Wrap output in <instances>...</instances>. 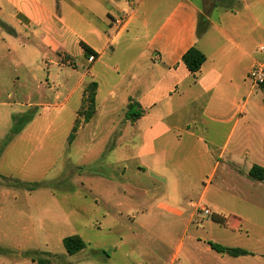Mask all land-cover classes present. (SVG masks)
Wrapping results in <instances>:
<instances>
[{
	"label": "crops",
	"instance_id": "crops-1",
	"mask_svg": "<svg viewBox=\"0 0 264 264\" xmlns=\"http://www.w3.org/2000/svg\"><path fill=\"white\" fill-rule=\"evenodd\" d=\"M223 1L201 24L204 0H0V65L13 70L8 79L1 73L0 88L36 83L30 73L38 44L49 64L53 56L61 66L74 54L88 57L91 79L82 83L81 103L96 82V106L119 101L126 108L132 100L143 111L135 121L122 117L106 153L145 174L146 193L165 185L174 203L194 192L206 202L191 203L190 223L206 207L211 225L220 228L206 231L202 220V231L188 226L176 264H264V208L255 201L264 199V180L249 176L253 166L264 170V92L248 77L253 65L264 63V0ZM193 47L206 57L195 74L182 61ZM55 80L48 72L47 85ZM15 117L7 111V129ZM158 207L183 215L163 202ZM211 243L249 255L220 253Z\"/></svg>",
	"mask_w": 264,
	"mask_h": 264
},
{
	"label": "rangeland",
	"instance_id": "rangeland-1",
	"mask_svg": "<svg viewBox=\"0 0 264 264\" xmlns=\"http://www.w3.org/2000/svg\"><path fill=\"white\" fill-rule=\"evenodd\" d=\"M204 1L201 24L211 7L225 3ZM38 46L41 53L32 59L30 73L36 83L0 88V132L6 133L0 137V176L6 178L0 179V264H39L40 260L45 264H176L179 240L186 245L192 230L202 231L199 221L206 231L220 228L200 211L190 223L191 203L206 202L194 192L174 203L165 185L146 193L145 186L151 185L148 177L126 158L106 153L115 144L127 106L119 101L113 106L99 103L95 117L84 123L78 111L82 83L91 79L88 57L74 54V60L67 58L69 64L61 66L53 56L54 63L49 64L47 49ZM12 72L0 65L5 79ZM48 72L56 79L54 85H47ZM71 90L74 95L67 100ZM8 110L31 117L16 140L21 131L9 139L14 124L7 129ZM77 119L78 137L70 144ZM112 130L115 137L107 140ZM15 182L42 187L30 191L15 187ZM255 201L264 208L262 196ZM161 202L183 215L159 208ZM188 226L190 232H184ZM72 235H79L86 247L69 255L63 238Z\"/></svg>",
	"mask_w": 264,
	"mask_h": 264
},
{
	"label": "trees",
	"instance_id": "trees-1",
	"mask_svg": "<svg viewBox=\"0 0 264 264\" xmlns=\"http://www.w3.org/2000/svg\"><path fill=\"white\" fill-rule=\"evenodd\" d=\"M1 25L8 30L7 26H5L3 24H1ZM81 45H82L83 49L85 50V53L87 56H91L93 58H96L97 54H95V52H93L85 44H81ZM205 60H206L205 55L195 47L189 49L183 55V58H182V61L185 64V66L187 67V69L193 74L197 73L201 69ZM259 86L264 92V84H261ZM97 89H98V84L96 82H91L87 86V88L85 89L83 100H82V105L80 107V110L78 111V115H80V113L84 115V117H85L84 123H88L92 119V117L94 116V114L96 112L95 97H96ZM86 97H88V100L86 99ZM87 101L89 103V106H88V108H85V104ZM142 115H143V111L141 110L139 105L136 102L130 100V102L127 106V111L125 113V120L135 121L136 119L140 118ZM22 116L18 117V118L17 117L14 118V121H13L14 125L12 128L11 134L9 135V139L21 131L22 124H26L27 122H29L31 120V117L26 118V117H24V115H22ZM23 118H26V119H23ZM17 120L21 121L22 123H20L19 121L17 122ZM78 123L79 122L77 119L75 124H74V127L72 129V132L69 136V143L70 144L75 140L76 133L78 132V129L80 127ZM1 152L2 151H0V153ZM249 176L252 177L253 179L263 181L264 180V170L261 167L253 166L252 169L250 170ZM0 179L6 180V178H3L1 176H0ZM5 183H8V181ZM14 186L17 188H25V189H28L30 191H33L39 187H42L41 184H35V183L34 184H26L23 182H15ZM213 220L220 223V224L225 223V218H222L219 216L213 217ZM63 245H64L66 252L69 255H74L86 247L85 241L79 235H72V236H67V237L63 238ZM211 246L217 252L227 253V254L234 256V257L249 255V253L243 249L226 248V247H222V246H219V245L213 244V243H211ZM38 263L39 264H45V261L40 260Z\"/></svg>",
	"mask_w": 264,
	"mask_h": 264
},
{
	"label": "built area",
	"instance_id": "built-area-1",
	"mask_svg": "<svg viewBox=\"0 0 264 264\" xmlns=\"http://www.w3.org/2000/svg\"><path fill=\"white\" fill-rule=\"evenodd\" d=\"M248 77L255 85L264 84V63H257L251 67L248 72ZM201 212L204 216H210L211 211L206 208L202 207Z\"/></svg>",
	"mask_w": 264,
	"mask_h": 264
}]
</instances>
